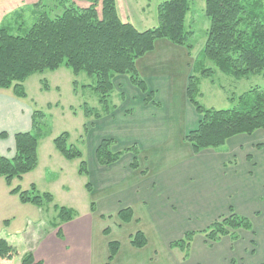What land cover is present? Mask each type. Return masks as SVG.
I'll return each mask as SVG.
<instances>
[{
    "label": "crops",
    "instance_id": "crops-1",
    "mask_svg": "<svg viewBox=\"0 0 264 264\" xmlns=\"http://www.w3.org/2000/svg\"><path fill=\"white\" fill-rule=\"evenodd\" d=\"M164 1L116 0V3L121 20L144 31L158 25L157 7ZM193 51L189 52L167 39H159L153 51L137 60L139 74L149 91L154 93L153 101L158 105L152 102L146 104V94L132 85L129 76L114 78L113 94L118 91L122 99L109 115L97 119L88 127V142L91 133L106 124H117L122 129L134 125L136 134L130 130L128 135H124L127 144L115 134L104 133L97 137L92 163L88 165L89 174L80 175L78 172L80 176L90 177L88 183L92 190L86 189L92 196L95 211L90 204L91 214L82 216L75 210L74 204H70L66 207L77 213L71 221L51 223L52 227H38L39 224L27 227L24 229L25 236L34 232L36 226L39 236L34 247L28 244L24 256L32 253L35 263L39 264H221L223 259L224 264H264V130H257L252 135L234 136L219 149H206L199 154L193 152L191 145L185 141L186 134L195 129L199 121V115L187 95L188 81L195 66ZM24 102L25 99L16 97L12 90H0V134L7 133V138L0 136L1 155L13 157L15 135L32 128L34 107L31 109ZM10 117L13 124L6 125ZM161 132L169 136L173 133L174 137L169 141L178 145L169 148V141H166L169 136H160ZM107 138L115 141V151L131 145L138 146L139 168L131 167L135 157L132 152L124 153L112 165H99L96 149ZM40 146L36 168L41 164ZM161 146L166 151L167 148L170 151L174 149L172 155L156 149ZM153 147L155 150L151 152ZM56 152V148L49 152L48 165L54 157L65 164L64 157L61 154L62 157H59ZM124 159L127 162L121 170L127 178L119 185L124 190L119 191L113 184L120 178H111L109 170L122 166ZM154 172L161 173L158 179L153 177ZM66 189L70 193V187ZM7 192L10 193L9 188L3 195L8 196ZM9 196L12 197H8L11 203H16V196ZM127 207L133 209L134 217L131 222L124 223L118 214ZM231 207L251 220L253 230H239L236 241L224 236L209 245L202 231L219 217L229 215ZM38 210L43 212L40 208ZM108 218L113 222L110 225L105 223L108 226L94 223ZM100 224L102 226L99 227ZM10 225L11 221L6 222V226ZM128 225H135V228L127 234L124 242L115 240L114 230H122ZM106 229L110 230L109 233H105ZM21 231L16 230V233ZM137 231H142L147 238V244L142 248L131 244V235ZM189 231L196 234L189 257L183 261V252L178 247H171V244ZM111 241H118L120 249L109 262ZM22 261L23 258L21 263L11 261L1 264H22Z\"/></svg>",
    "mask_w": 264,
    "mask_h": 264
},
{
    "label": "trees",
    "instance_id": "trees-1",
    "mask_svg": "<svg viewBox=\"0 0 264 264\" xmlns=\"http://www.w3.org/2000/svg\"><path fill=\"white\" fill-rule=\"evenodd\" d=\"M205 15L209 18L206 42L202 54L215 63L216 70L236 80L262 74L264 76V0H203ZM59 12L52 10L41 13L38 20L23 35H15L7 27L0 26V90L11 89L21 99L28 94L24 82L35 73L56 71L65 66L75 74L86 73L94 78V83L86 85L99 97L102 113L84 103L87 118L100 119L109 115L115 108L111 98L115 90L116 76H129L132 85L146 94L145 103H153L154 93L149 91L146 82L137 69V60L155 49L159 39H167L183 46L191 52L194 49V32L187 25V15L191 11L192 0H166L157 7L158 25L144 31L133 24L123 22L119 17L116 0H91L89 6L81 7L74 2L59 0ZM204 68L200 76L192 74L188 81L187 95L191 105L199 115L198 125L185 136L195 154L206 149H218L229 139L240 134L252 135L257 130H264V89L254 88L237 99L231 109L206 108L199 98L202 96L200 82L210 78L216 71ZM43 88L49 90L46 80ZM76 84V82L74 83ZM235 98L232 97V100ZM46 113L34 110L32 129L15 135V155L7 157L0 154V178H5L9 187L13 180L32 172L39 163V144L47 128ZM87 133L88 126L85 125ZM43 135V136H42ZM7 138V133L0 134ZM68 132H62L54 138L57 151L67 160L82 159L83 152L69 142ZM113 139H103L96 149L99 165L109 166L120 160L125 152H132L135 157L131 163L133 169L139 168L136 146L114 151ZM79 174L88 175L86 161L79 165ZM91 191V185H86ZM17 194L24 204L39 208L54 202L50 192L41 193L35 184L23 190L21 186L10 191ZM62 222L71 221L76 211L65 206L54 205ZM95 211V204L91 203ZM119 219L129 223L134 217L131 207L122 209ZM253 230L251 220L238 214L233 207L227 216H222L210 224L202 233L209 245L224 236L233 241L239 239V230ZM106 229L105 233H109ZM195 231L187 232L171 247L186 251V258ZM131 244L142 248L147 238L142 231L131 235ZM112 261L120 249L118 241L109 243ZM17 255L15 247L0 238V264L11 262ZM22 264L35 263L32 253L23 257Z\"/></svg>",
    "mask_w": 264,
    "mask_h": 264
},
{
    "label": "rangeland",
    "instance_id": "rangeland-1",
    "mask_svg": "<svg viewBox=\"0 0 264 264\" xmlns=\"http://www.w3.org/2000/svg\"><path fill=\"white\" fill-rule=\"evenodd\" d=\"M58 1L59 0H0V26L7 27L12 34L23 35L27 33L38 20L41 13L49 11V9L52 10V14L59 12L60 9L57 6ZM67 1L69 3L74 2L81 7L89 6L91 3V0ZM204 7L205 2L203 0H192L191 11L187 16V25L189 29L194 32L193 57L195 58V66H193V74L196 76H200L201 70L204 68H213L216 70L215 63L205 58L202 54L209 27V18L205 15ZM43 80L47 81L50 87L49 90L43 88ZM75 82L76 84H74ZM92 83H94V78L88 77L84 72L75 75L71 69L65 66H62L56 71L35 73L24 82L28 94L24 102L25 106L29 105L31 109L34 107V110H41L46 113L45 123L47 124V128L43 132L44 136L42 135L43 137L40 140V166L31 173L24 175L22 178L14 179L12 187L6 186L7 183L5 178L0 179L3 183L0 185V191H2V194H0V238L8 240L9 244L16 248L17 255L11 260L14 261V263L17 261L21 263L24 257V250L28 244L30 247H34L37 236H39V230L36 228L37 226L33 228L34 232H28L30 236L28 234L27 236L24 235V229L32 227L34 224H39L38 227H43L44 225L52 227L51 223H62L54 205L66 207L70 204H74L75 210L82 216L91 214L90 204L93 199L86 189V183L90 181V177L80 176L78 170L82 160L86 161L87 164L91 166L94 156L93 148L97 137L99 138L104 133L107 135L115 134L123 140L124 144H127V138L125 136L130 133V130L133 134H136L134 125L127 126L128 129H122L117 124L112 126L106 124L96 128L91 133L90 141L88 142V133L85 131V125L90 127L93 125L92 122H97V119L93 117L87 118L85 116L84 103H88L90 107L99 110L101 113L103 110L99 103L98 95L90 87H85ZM254 88L260 90L264 89V76L262 74L251 76L247 79L236 80L216 70L212 77L201 79L200 90L202 96L199 98V101L206 108L231 109L236 106L237 99L241 94L249 92ZM232 97L235 99L232 100ZM121 99L122 95H120L118 91H115L111 98L112 104L114 106L117 105V103H120ZM11 124H13L12 117H10L6 125ZM62 132L69 133V142L75 144L83 152V157L82 159H76L74 161H67L64 157L62 159L65 164L54 157V159L52 158L53 161L48 165L47 161H50L48 160L49 152H51V149H55L53 140ZM167 135L168 133H160V136L163 137ZM169 137L166 140L167 142L174 137V134L172 133ZM177 145L178 144L175 142L169 141L168 147L171 148ZM129 147H132V145ZM136 147L138 149V146ZM179 147L180 146L176 148ZM169 148H167V151L163 146L157 147L156 149H160L172 155L174 149L170 151L171 149ZM150 150L153 152L155 149L153 147V149L151 148ZM56 153H58L59 157H62L58 151ZM126 162L127 160L124 159L122 166H114L109 170L111 171V178H117V180L120 178L117 183L113 184L119 191L124 190V188L119 185L127 178L123 176V170H121L123 166L126 165ZM149 163V167H151V160H149ZM160 175V172H154L153 177L158 179ZM56 177H58L57 181L55 180ZM32 184H35L41 193L50 192L54 196V202L52 204L40 208L43 212H39V207L35 205L22 203L17 194L9 193L16 196L14 197L16 203H11L12 201L8 199V197H11L8 192V196L3 195V192L7 191L8 188L11 191V188L21 186L23 190H27L30 189ZM66 187H70V193H68ZM119 191H116V193ZM5 220H7V223L11 221L10 227L6 226ZM94 223H104V226H108V224L105 223H109L110 225L113 222L112 219L108 218L106 221L98 219L94 221ZM100 226L102 225L100 224L99 227ZM56 227H58V225ZM134 228L135 225H128L122 230L115 229L113 237L115 240L124 242L128 237L127 234L132 232ZM16 230L23 231L16 233ZM180 250L183 252V261H186L189 257L190 249L187 258L185 257L187 250ZM224 263L225 260L223 259L221 264Z\"/></svg>",
    "mask_w": 264,
    "mask_h": 264
}]
</instances>
